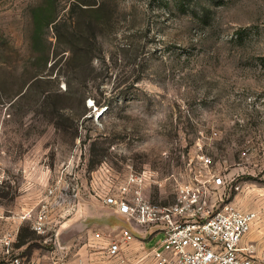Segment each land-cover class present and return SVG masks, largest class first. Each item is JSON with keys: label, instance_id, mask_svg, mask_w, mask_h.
I'll return each instance as SVG.
<instances>
[{"label": "rangeland", "instance_id": "obj_1", "mask_svg": "<svg viewBox=\"0 0 264 264\" xmlns=\"http://www.w3.org/2000/svg\"><path fill=\"white\" fill-rule=\"evenodd\" d=\"M210 172L264 264V0H0V238L45 202L51 223L14 252L86 264L54 243L79 200L135 173L168 204Z\"/></svg>", "mask_w": 264, "mask_h": 264}, {"label": "built area", "instance_id": "obj_2", "mask_svg": "<svg viewBox=\"0 0 264 264\" xmlns=\"http://www.w3.org/2000/svg\"><path fill=\"white\" fill-rule=\"evenodd\" d=\"M203 162L208 165L210 158L205 157ZM226 183L225 175L210 172L205 177L183 183L175 202L157 204L144 193L145 176L131 173L117 192L107 191L101 200L117 208L127 221L136 222L141 229L156 227L163 231L159 245L152 250L155 264H256L252 245L244 241L256 213L236 206L229 199ZM61 200L66 197L62 195ZM49 210L45 202L33 217L26 212L23 218L32 217L31 228L46 233ZM132 236L128 228L123 229L124 239ZM0 241L6 253V257L0 258V264H46L41 259L14 252L13 232L5 234ZM121 243L109 239L108 255H118Z\"/></svg>", "mask_w": 264, "mask_h": 264}, {"label": "crops", "instance_id": "obj_3", "mask_svg": "<svg viewBox=\"0 0 264 264\" xmlns=\"http://www.w3.org/2000/svg\"><path fill=\"white\" fill-rule=\"evenodd\" d=\"M22 222L23 217H15L7 227L14 231L13 250L20 248L16 244L15 238ZM125 228L132 232L131 239L123 238V229ZM96 233H99L100 236H96ZM56 234L55 245L62 248L76 245L75 250L78 249V259L82 263L100 264L105 261V255L111 257L107 253V244L109 239H113L122 241L120 252L116 255L119 264H155L152 250L159 245L163 231L156 227H150L147 230L141 229L136 222L127 221L125 215L117 208L94 197L79 200L76 207L66 218H63ZM57 241L58 243H56ZM85 252L86 255H83L82 253ZM4 257H6V253L4 246L0 243V258Z\"/></svg>", "mask_w": 264, "mask_h": 264}]
</instances>
